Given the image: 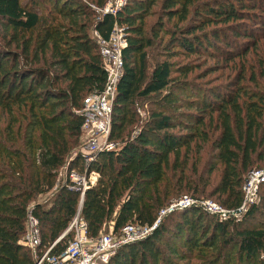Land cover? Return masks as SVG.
Masks as SVG:
<instances>
[{"label": "trees", "instance_id": "trees-1", "mask_svg": "<svg viewBox=\"0 0 264 264\" xmlns=\"http://www.w3.org/2000/svg\"><path fill=\"white\" fill-rule=\"evenodd\" d=\"M41 1L0 0V264H36L19 243L27 216L37 221L40 254L54 245L50 255L60 256L74 238L67 230L78 211L88 239L110 228L119 235L129 224L151 227L181 195L238 211L243 184L264 169V0H127L115 15L101 13L109 0ZM158 6V18L182 27L166 30L159 19L146 34ZM115 27L126 42L108 137L117 148L87 163L78 153V112L107 79L93 33L108 40ZM163 33L189 55L224 61L234 70L231 84L209 88L201 101L174 95L185 90L173 75L185 72H174L165 58L146 72L148 51ZM154 96H161V111L149 110L137 127V100ZM195 148L197 157L207 156L202 170L187 165ZM71 172L98 175L82 199L69 189ZM257 218L264 219V183L240 221L183 209L107 264H264V223L245 226Z\"/></svg>", "mask_w": 264, "mask_h": 264}, {"label": "built area", "instance_id": "built-area-1", "mask_svg": "<svg viewBox=\"0 0 264 264\" xmlns=\"http://www.w3.org/2000/svg\"><path fill=\"white\" fill-rule=\"evenodd\" d=\"M126 2L127 0H109L101 13L115 15ZM93 37L99 47L107 79L102 92L90 95L85 100L82 110L78 112L83 119L81 127L82 142L78 153L87 163L93 162L97 154L113 151L117 148L116 144L108 141V137L111 129L112 106L124 67L122 49L126 46L123 32L118 27L114 28L108 40L102 39L96 32L93 33ZM76 155L77 153L67 158L66 164L62 168L63 177H65L68 163ZM69 177L72 183L69 189L79 190L82 199L84 191L95 184L98 175L91 172L89 177L86 178L84 175L71 172ZM262 183H264V169L254 171L248 176L242 186L243 202L238 211L225 210L211 201L195 200L190 202L191 200L186 198L184 201L180 200L174 205L162 209L151 227L129 224L123 227L118 237L111 233L102 234L97 239H88L86 237V225L80 218L78 211L67 230H74V238L60 256L50 255L54 245L40 254L37 221L31 216H27L26 230L19 243L30 250L36 264H107L120 247L147 238L160 226L165 217L176 210L195 206L220 221L230 218L239 221L247 209L257 203L259 185Z\"/></svg>", "mask_w": 264, "mask_h": 264}, {"label": "rangeland", "instance_id": "rangeland-1", "mask_svg": "<svg viewBox=\"0 0 264 264\" xmlns=\"http://www.w3.org/2000/svg\"><path fill=\"white\" fill-rule=\"evenodd\" d=\"M43 1L44 0L40 2L41 7L48 6L47 3L44 5L45 1L44 2ZM23 2H27V0H23ZM158 8L159 6L153 8L150 12L151 17L148 18L147 27L145 28L146 34H148L147 31L149 27L154 24H157L159 19H161L166 30L171 29L172 26H176L177 28L182 27L180 23L177 22V19H173L169 21L162 17L158 18L157 12L160 11V9ZM160 38H159L160 41H158L160 43V46L156 44V47L148 51V56L146 58V72L147 74H149L152 71L153 67L155 66V63L162 61L164 58L167 59L169 64H171L174 72H181V71L185 72L186 75H184L183 73L182 74L175 73L173 75L174 78H177V81L180 84V85L177 84V86H180L181 88L182 87L181 84H184L183 86L185 90L183 92V91H176V89H173L174 95L179 96V98L183 100L186 99V100H192V101L194 100L201 101L203 93L208 91L209 88L220 89V88H225L227 85L231 84L232 80L234 79V70L233 71L225 70V67H223L225 66V63L224 61H221V59L213 60L212 58H204L202 56L196 57V56L189 55L188 53H185L183 50L177 47L179 45L177 38L174 39L173 37H170L166 35L165 33H163ZM165 53L169 55H165ZM250 61H253V60H250ZM243 84L246 86L245 82H243ZM258 88L261 90H264V80L263 79H261ZM246 90L248 92V91L253 90V88L248 87L246 88ZM160 97L161 96L159 97L154 96V97H150V99L137 100L136 102L137 110L136 111H137V114L140 120V122L137 124V127H140L141 124L146 119H148L149 110H156L158 112L161 111L157 105V103L159 104L160 102ZM179 112L186 113V109H182ZM214 117H213V124L215 123ZM185 122L188 123L187 120H185ZM205 124H208V121H205ZM202 128L203 127H199V130H201ZM210 129L211 128H208V131H207L209 134L211 133ZM136 131H138V128L134 132ZM172 133H181V131L175 130ZM197 141H201L200 138L197 139L196 142ZM195 152H196V148L191 152L187 165L190 169L197 167L198 170H202L203 167L201 165L205 163L207 156L205 154L201 155L202 154V151H201L200 155L197 157V155H195ZM200 156L202 159L200 162H198ZM211 179H212V175H211ZM186 198H189V200H191L190 202L197 200V199L191 198L188 195H181L173 199L166 207H170L171 205H174L180 200L184 201L186 200ZM205 200L216 203L210 199H205ZM256 200H257L256 202H259V194H258V199ZM177 211H180V210H176L174 212H177ZM241 219L242 218H240L239 221ZM258 222L264 223V219L257 218L256 220L248 221L245 226L256 227ZM111 232L112 230L110 228L108 230V233L106 234H111ZM114 236L118 237L119 235H114ZM233 259H234V256L232 257V260ZM191 264H197V262H193Z\"/></svg>", "mask_w": 264, "mask_h": 264}]
</instances>
